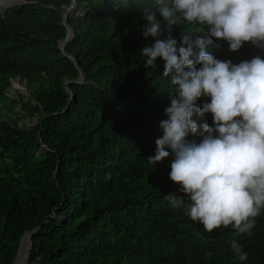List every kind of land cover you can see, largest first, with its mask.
I'll return each instance as SVG.
<instances>
[{
  "label": "trees",
  "instance_id": "16d2710c",
  "mask_svg": "<svg viewBox=\"0 0 264 264\" xmlns=\"http://www.w3.org/2000/svg\"><path fill=\"white\" fill-rule=\"evenodd\" d=\"M27 1L0 12V264H15L21 239L38 227L28 264H264V210L251 236L231 226L206 232L165 199L182 195L169 178L171 153L155 165L147 159L163 135L173 87L162 58L145 67L140 54L156 39L143 36L142 14L155 0H78L65 52L84 84L74 83L80 70L60 49L71 0ZM182 34L210 41L205 50L220 60L264 58L250 43L230 51L198 24L172 27L177 47ZM12 80L25 94L10 95ZM192 119L212 125L210 113Z\"/></svg>",
  "mask_w": 264,
  "mask_h": 264
},
{
  "label": "clouds",
  "instance_id": "9594fccd",
  "mask_svg": "<svg viewBox=\"0 0 264 264\" xmlns=\"http://www.w3.org/2000/svg\"><path fill=\"white\" fill-rule=\"evenodd\" d=\"M75 1L77 6L69 11L67 22L80 8ZM27 3L0 8V12L6 15ZM155 4L142 14L146 22L143 36L156 39L140 54L146 58L145 67L162 58L163 76L173 87L170 106L165 109L167 119L160 122L163 135L147 159L155 165L171 153L169 178L180 186L182 195L169 193L165 199L173 207L183 206L184 214L206 232L231 226L251 236L255 218L264 210V58L257 55L234 64L208 53L205 49L210 41L203 37L193 40V35L182 34L177 47L170 33L183 21L201 25L209 36L227 41L230 51H238L245 43L264 51V0H155ZM72 5L71 0L65 12ZM158 16L165 22L164 29ZM163 30L169 36L162 40L158 37ZM194 55L195 60L191 59ZM202 97L207 100L198 103ZM194 113H210L212 125L198 126L192 119ZM198 127L202 128L199 141L194 138ZM42 149L45 152L48 147L42 144ZM231 248L239 260L247 259L235 239Z\"/></svg>",
  "mask_w": 264,
  "mask_h": 264
},
{
  "label": "water",
  "instance_id": "95a60500",
  "mask_svg": "<svg viewBox=\"0 0 264 264\" xmlns=\"http://www.w3.org/2000/svg\"><path fill=\"white\" fill-rule=\"evenodd\" d=\"M73 2V5L71 7H69L67 9V11L65 12L64 14V20H63V24L65 25L66 27V31H67V35H66V38L60 43V49L61 51L63 52V54L70 58L71 60H73L75 62V64L77 65V67L79 68V64L78 62L74 59V57H72L71 55H69L68 53L65 52V47L70 44L74 38H75V32H74V29L68 24L67 22V15L69 13L70 10H73L75 8L76 5V1L75 0H72ZM80 70V68H79ZM79 80L76 81V83H79V84H83L85 82V75L83 74L82 70H80V75H79ZM66 88H67V92L71 95V98L73 96V93L72 91L70 90V88H68V85H66ZM41 229V227H38V228H35L34 230L32 231H29L27 232L23 238L21 239V242H20V245H19V249H18V253H17V256H16V260H15V264H17V261L19 259V256H20V251H21V248H22V243L24 241V239L27 237V235H30V249L28 250L27 252V256H26V264H28V258L30 256V251H31V248H32V245H33V236Z\"/></svg>",
  "mask_w": 264,
  "mask_h": 264
},
{
  "label": "rangeland",
  "instance_id": "374dc122",
  "mask_svg": "<svg viewBox=\"0 0 264 264\" xmlns=\"http://www.w3.org/2000/svg\"><path fill=\"white\" fill-rule=\"evenodd\" d=\"M25 1L26 0H17V1H15L13 4H10L9 6L7 5V4H5L4 2H3V0H0V8H2V9H7V8H9L10 6H12V5H14V4H22V3H25ZM78 11V10H77ZM76 10L74 11L75 13L77 12ZM70 16V15H69ZM16 90H19L21 93H23V94H25V89H24V87L21 85H19L16 81L14 82V84H13V87L11 88V90H10V95H15V91ZM25 121H23L22 123H24ZM37 122H38V118H36V119H34L33 121H27V123L29 124V126H34V125H36L37 124ZM44 151V149H42L40 152H43ZM40 152H38V153H40Z\"/></svg>",
  "mask_w": 264,
  "mask_h": 264
},
{
  "label": "bare ground",
  "instance_id": "6f19581e",
  "mask_svg": "<svg viewBox=\"0 0 264 264\" xmlns=\"http://www.w3.org/2000/svg\"><path fill=\"white\" fill-rule=\"evenodd\" d=\"M3 2L5 4H7L8 6L11 4L9 1L7 0H3ZM13 4V3H12ZM29 241H30V235H27V237L24 239L23 243H22V248H21V251H20V256H19V261L20 263L19 264H26V258L25 256H27V252L28 250L30 249V246L28 247V250H27V246L29 244ZM18 262V261H17Z\"/></svg>",
  "mask_w": 264,
  "mask_h": 264
}]
</instances>
